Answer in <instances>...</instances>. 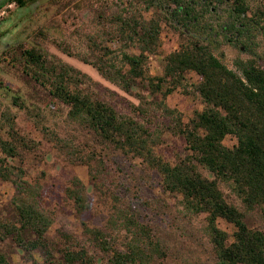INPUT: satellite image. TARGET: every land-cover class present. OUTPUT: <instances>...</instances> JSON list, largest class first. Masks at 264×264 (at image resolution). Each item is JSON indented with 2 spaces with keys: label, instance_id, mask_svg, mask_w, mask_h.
Wrapping results in <instances>:
<instances>
[{
  "label": "rangeland",
  "instance_id": "374dc122",
  "mask_svg": "<svg viewBox=\"0 0 264 264\" xmlns=\"http://www.w3.org/2000/svg\"><path fill=\"white\" fill-rule=\"evenodd\" d=\"M134 3V0H35L22 7L12 3L0 7V115H9L13 122L12 130L4 126L0 136L11 140L16 149V155L6 163L19 170L24 181L39 188L38 207L50 219L43 237L45 247L29 252L17 246L14 236H4L0 229V255L6 264H65L61 256L63 249L74 251L81 244L91 258L90 264H110L112 251L122 252L130 237L120 226L110 224L113 213L119 210L130 214L134 222L144 226L162 244L165 256L150 264H216L204 231V215H187L182 210L180 196L162 190L155 170L68 121V108L32 78L22 56L24 50L38 49L48 60L60 61L85 74L89 80L80 87L118 114L140 123L152 136L154 154L173 164L188 152L173 128V114L167 111H175L184 124L202 109L193 90L199 78L192 72L184 73L179 84L162 98L161 91L169 85L163 84L159 92L151 94L144 82L135 80L124 92L79 60L80 57L93 59L103 48L111 57L118 56L121 49L117 39L108 34L110 24L113 17L131 8L138 10ZM260 3L261 0H246L248 17ZM163 4L164 0H156L142 16L149 18L157 13L168 18L167 8L172 6ZM205 7L209 12L204 11ZM196 10L200 15V37L206 39L212 54L228 69L235 71V59H252L264 71L263 30L253 26L235 40L226 27V5L206 2L197 4ZM186 37L181 29L162 23L160 46L154 55L148 56L146 74L161 77L164 57L177 50ZM127 52L136 54L134 49ZM41 126L50 137L43 134ZM222 144L230 148L235 140L226 136ZM93 170L97 176L91 179L89 171ZM200 172L211 178L207 172ZM73 177L84 186L86 208L80 212L65 195ZM217 187L225 202L243 214L246 227L264 236V217L258 209L245 211L227 185L217 183ZM14 195L12 184L0 179V225L18 227L11 202ZM216 226L228 236L232 233V226L221 219L216 221ZM84 227L107 233L110 251L101 252L88 243ZM20 235L24 242L36 239L30 231L22 230ZM65 236L71 239L65 240Z\"/></svg>",
  "mask_w": 264,
  "mask_h": 264
},
{
  "label": "trees",
  "instance_id": "16d2710c",
  "mask_svg": "<svg viewBox=\"0 0 264 264\" xmlns=\"http://www.w3.org/2000/svg\"><path fill=\"white\" fill-rule=\"evenodd\" d=\"M34 1L4 0L0 7L11 3L22 7ZM134 2L139 6L138 10L131 8L127 13L113 17L110 24L108 34L117 39L121 49L118 56L111 57L103 48L93 59L80 57L79 60L91 65L99 76L124 92L135 80L144 82L151 94L159 92L163 84L169 85L161 91L162 98L179 84L184 73H194L199 80L193 90L202 109L194 112L184 124L175 111H167L173 114V128L184 141L186 155L177 158L173 164L162 161L152 151L151 134L140 123L93 98L80 87L89 80L85 74L60 61L48 60L38 49L22 51L30 74L41 86L47 87L52 98L68 108V121L88 129L102 142L131 154L155 170L160 176L162 190L179 195L182 210L187 215H204V231L216 264H264V236L246 227L243 214L225 202L217 187V183L227 185L245 211L258 209L264 217V71L252 59H235V71L228 69L212 54L206 39L200 37V15L196 10L197 4L205 5L206 2L226 5V27L236 40L253 26L264 32V0L249 17L246 0H164V4L172 6L167 8L168 18L157 13L149 18L142 16L141 13L148 12L156 0ZM161 9L165 12L163 7ZM204 11L209 12V9L205 7ZM162 23L172 29H181L188 37L177 50L164 57L162 76L149 77L145 63L160 46ZM128 49L136 50V54L128 53ZM12 125L11 117L2 113L0 131L4 126L12 130ZM41 130L50 137L44 126ZM226 136L235 140L230 148L222 144ZM54 139L60 142L59 138ZM15 155L14 143L0 136V179L9 181L14 188L11 202L18 218V227L1 224L0 229L4 236H14L17 246L29 252L45 247L43 237L50 219L38 207L39 188L24 181L20 171L6 163ZM199 169L211 178L203 176ZM89 176L94 179L96 171H89ZM65 195L78 212L86 208L84 186L77 178L70 180ZM218 219L232 226L230 236L216 226ZM110 224L120 226L130 235L122 252L112 251L110 264H150L165 256L159 240L134 222L130 214L116 211ZM22 230L30 231L36 239L24 242L20 235ZM83 232L88 236V243L101 252L110 251L107 233L87 227ZM68 239L71 238L65 236V240ZM85 251L83 244L74 251L65 247L62 260L65 264H90L91 258ZM0 264H6L1 255Z\"/></svg>",
  "mask_w": 264,
  "mask_h": 264
},
{
  "label": "flooded vegetation",
  "instance_id": "af4514ba",
  "mask_svg": "<svg viewBox=\"0 0 264 264\" xmlns=\"http://www.w3.org/2000/svg\"><path fill=\"white\" fill-rule=\"evenodd\" d=\"M2 1H4V0H0V3H1Z\"/></svg>",
  "mask_w": 264,
  "mask_h": 264
}]
</instances>
